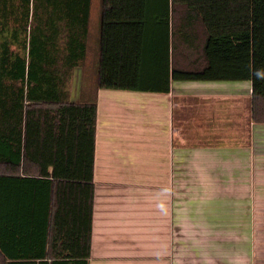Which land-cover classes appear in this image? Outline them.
Segmentation results:
<instances>
[{
  "label": "crops",
  "instance_id": "obj_1",
  "mask_svg": "<svg viewBox=\"0 0 264 264\" xmlns=\"http://www.w3.org/2000/svg\"><path fill=\"white\" fill-rule=\"evenodd\" d=\"M252 93L248 80L99 88L93 191L74 178L5 180V241L52 262L51 247L83 252L89 214L88 264H264V123Z\"/></svg>",
  "mask_w": 264,
  "mask_h": 264
},
{
  "label": "trees",
  "instance_id": "obj_2",
  "mask_svg": "<svg viewBox=\"0 0 264 264\" xmlns=\"http://www.w3.org/2000/svg\"><path fill=\"white\" fill-rule=\"evenodd\" d=\"M99 1L96 24L94 0H0L1 203L5 180L74 178L93 191L99 88L168 92L172 80H248L252 119L264 123V0ZM3 214L0 264H66L65 256L88 264L89 214L83 252L51 247L52 262L38 263L5 241L13 234ZM52 226L56 244L55 215Z\"/></svg>",
  "mask_w": 264,
  "mask_h": 264
},
{
  "label": "rangeland",
  "instance_id": "obj_3",
  "mask_svg": "<svg viewBox=\"0 0 264 264\" xmlns=\"http://www.w3.org/2000/svg\"><path fill=\"white\" fill-rule=\"evenodd\" d=\"M95 1V0H94ZM97 2H99V0H96ZM99 5V4H98Z\"/></svg>",
  "mask_w": 264,
  "mask_h": 264
}]
</instances>
